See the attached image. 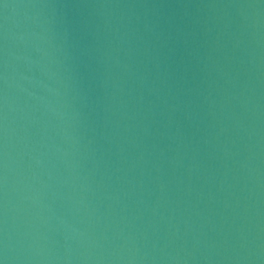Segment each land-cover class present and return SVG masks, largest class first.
Returning a JSON list of instances; mask_svg holds the SVG:
<instances>
[{
	"label": "water",
	"instance_id": "obj_1",
	"mask_svg": "<svg viewBox=\"0 0 264 264\" xmlns=\"http://www.w3.org/2000/svg\"><path fill=\"white\" fill-rule=\"evenodd\" d=\"M0 264H264V0H0Z\"/></svg>",
	"mask_w": 264,
	"mask_h": 264
}]
</instances>
